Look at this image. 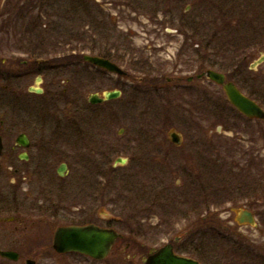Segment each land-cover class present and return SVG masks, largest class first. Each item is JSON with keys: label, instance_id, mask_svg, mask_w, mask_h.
<instances>
[{"label": "rangeland", "instance_id": "1", "mask_svg": "<svg viewBox=\"0 0 264 264\" xmlns=\"http://www.w3.org/2000/svg\"><path fill=\"white\" fill-rule=\"evenodd\" d=\"M186 5L189 11L182 13ZM25 6L30 7L26 17L38 21L29 34L24 30L28 18L18 15ZM173 8L167 0H0V133L7 140L25 133L38 143L28 171L40 170L36 179L65 163V175H50L48 186L70 189L69 196L77 193L83 211L91 208L88 197L96 192L93 211L118 221L134 219L130 228L135 231L144 206L143 168H150L146 175L153 173L170 196L172 190L166 189L181 177L178 167L189 164L194 183L213 198L209 212L219 215L225 206L228 221L242 198L228 208L212 192L235 189L233 172L247 169L252 157L256 172L249 175L264 174V122L240 118L216 84L195 78L207 69L244 68V74L259 81L255 97L264 109V62L255 70L249 67L264 55V0H182L177 15L171 14ZM187 25L190 30L181 35L180 27ZM206 40L211 45L203 49ZM111 48L123 77L82 60L85 54H109ZM37 70L43 77L38 86ZM30 86L44 92H29ZM113 89L122 91L117 99L88 102L91 94ZM10 90L16 91V99L8 96ZM170 132L192 148L189 161L173 155L162 159L163 150L154 148V139ZM117 157L125 162H116ZM11 181L0 174V189H10ZM257 191L264 196V189ZM261 204L255 205L258 212L264 210ZM160 212L178 220L186 208L175 204ZM183 225L177 226L178 234ZM242 230L252 232L250 227ZM209 238L210 249H221L210 233Z\"/></svg>", "mask_w": 264, "mask_h": 264}, {"label": "flooded vegetation", "instance_id": "2", "mask_svg": "<svg viewBox=\"0 0 264 264\" xmlns=\"http://www.w3.org/2000/svg\"><path fill=\"white\" fill-rule=\"evenodd\" d=\"M168 2L174 3L175 8L173 9L175 10L171 14L177 15L180 12L179 6L182 0H167ZM206 2L209 4V0ZM189 8L190 6L186 5L181 12L188 13ZM261 11L255 10L258 13ZM180 28V30L184 29L180 31L181 35H184L191 27L187 25ZM261 30L264 33V26L261 27ZM184 45L185 43L182 42L181 50ZM210 45L211 43L206 40L202 47L205 49ZM187 46L186 44L185 47ZM113 51L114 48H111L109 54L98 53L95 55L104 59L111 58L109 60L115 63ZM260 57H264V55H260L258 58ZM246 58L245 54L243 59L240 58V66H244ZM253 63L249 67L255 70L260 64L253 68L251 67ZM243 69L240 67L223 69L221 73L225 77L224 82H232L245 97L259 104L255 97L257 94L255 87L259 81L257 77L253 78L244 74ZM203 73L197 74L195 78L201 80L205 77ZM187 80L192 81L193 77H189ZM208 82L210 81L208 80ZM42 83L43 77L41 78ZM218 87L223 91L222 86L218 85ZM202 88L205 92L204 86ZM119 91L122 94V91ZM9 93L8 96L13 95L12 98L16 99L18 96L15 90H10ZM0 97L2 96L0 95ZM10 101L14 100L10 99ZM232 109L240 118L247 121L264 122V119L249 118L234 107ZM3 124V120L0 119V129ZM258 133H261V129ZM21 134L26 136L25 145H21L17 141ZM0 136V174L12 178L10 189H0V252H8V256L0 254V264H150L154 257H157L161 252H165L168 261L171 255H176L196 261L198 264H264V210L258 212L255 209L257 202L262 203V208H264V196L257 193V189H264V174L257 175L255 173V177L252 174L249 175L252 171L256 172V169L252 167L255 164L253 157L245 166L247 169L238 168V174L237 171L233 172L236 181L235 189H222L224 193L220 195V203L228 204V208L233 203L243 201L238 210L233 212L234 217L231 221H228V216H224L228 211L225 206L220 207L222 212L219 215L209 212L208 200H213V198L202 184L194 183L193 169L189 164L178 167L181 177L171 184V189H166L172 190L170 196L164 189H160L153 173L146 175L150 173V168H143L141 200L144 206L142 216L138 218L137 231H135L134 228H130V224L134 225V219L118 221L106 215H99L97 210L93 211L92 208L98 207L99 198L96 192H92L88 197L91 208L87 210L84 207L83 211L84 205L78 200L77 193L69 196L70 189H62L61 186H56L57 188L54 189V186H48L50 175L53 177L56 174L57 178L65 175L67 168L65 163H61L55 170L50 166L51 171L41 172V181L36 179L40 170L28 173L32 153L39 150V145L32 141L27 134L19 133L16 138L8 140L3 137V132L0 133ZM154 142L153 145L156 146L154 148L157 151L163 150L162 159H166L170 155L180 161L191 159L188 152L192 148L184 146L182 137L175 142L168 134L167 138H156ZM165 142L168 148L164 147ZM258 166L261 168L260 164ZM63 167L61 175L60 171ZM236 168L234 167V169ZM230 170L229 175L232 174ZM172 172L175 174L174 171ZM197 177L199 178L198 174ZM230 193H234V197H237H231ZM72 198L73 201L68 203L67 200ZM238 198H242L241 201H235ZM175 204L186 208V212L183 213L185 216L178 220L165 217L170 212L161 216L160 211L163 207L166 209L167 206L172 207ZM153 214L156 217L151 216ZM219 216L223 220L219 219ZM249 217L252 218V222ZM181 224H184V232L178 234L177 226ZM89 225L114 231V235H108L106 239L112 238L106 253L98 252L93 256L69 249L65 242L55 241V233L60 227ZM242 227H250L252 232L242 230ZM209 233L219 243L221 249H210ZM137 239L139 240L138 246L135 244Z\"/></svg>", "mask_w": 264, "mask_h": 264}, {"label": "water", "instance_id": "3", "mask_svg": "<svg viewBox=\"0 0 264 264\" xmlns=\"http://www.w3.org/2000/svg\"><path fill=\"white\" fill-rule=\"evenodd\" d=\"M83 60L86 62H89L95 66L101 67L106 69L109 72L116 73L118 75H122L123 71L114 63L109 61L108 59L100 58L97 56H91L88 54L83 55ZM264 61V57H261L255 64L252 66H255L257 63H261ZM205 75L215 83L222 85L224 92L229 100V102L235 106L241 113L244 115L250 117V118H259L264 119V111L253 101L249 100L245 96H243L236 88L235 86L230 83H224V77L222 74L213 71V70H207ZM37 81H40V78H37ZM29 91H35L36 93H41V89H33L30 88ZM120 96V92L117 90L114 91H107L103 93L102 97H98L96 94H92L89 96V102L91 104H97L100 102H103L105 100H112L116 99ZM169 137L171 140L175 141L180 138V136L176 132H170ZM25 135H20L17 139V141L25 145ZM0 153H1V137H0ZM117 161L122 162L123 159L119 158ZM64 170V167L61 169L60 174L62 175V171ZM250 222H252V218L249 217ZM56 242H65L67 244V248L84 252L90 255L95 256L96 254L106 253L107 250L110 247V243L112 242V238L109 240H106L108 238V235H114V231L112 230H103L98 227L94 226H81V227H60L56 231ZM64 237V238H62ZM3 256H8L7 252H0ZM98 256V255H97ZM165 252H161L157 255V257H154V259L151 261L150 264H198L196 261H193L191 259L183 258L176 255H171V258L169 261L166 259ZM168 262H167V261Z\"/></svg>", "mask_w": 264, "mask_h": 264}, {"label": "trees", "instance_id": "4", "mask_svg": "<svg viewBox=\"0 0 264 264\" xmlns=\"http://www.w3.org/2000/svg\"><path fill=\"white\" fill-rule=\"evenodd\" d=\"M29 8L30 7H28V6H25V8L24 7H20V10H22V11L19 10L20 13L18 14V15H20L19 18L21 20H24V19L28 18L27 22L24 25V27H25L24 30L27 32V34H29L31 32V30H32V33H33V30L36 28V26L38 24V21H37L36 17H34V16L33 17L32 16L26 17L27 13L29 11ZM24 11H26V13H24ZM35 61H37V59H35ZM37 73H39L38 70H37Z\"/></svg>", "mask_w": 264, "mask_h": 264}]
</instances>
